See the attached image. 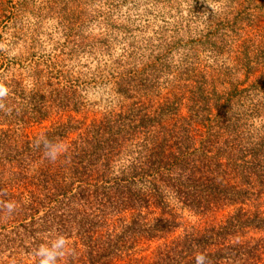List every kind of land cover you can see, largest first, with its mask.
<instances>
[{
    "label": "trees",
    "instance_id": "trees-1",
    "mask_svg": "<svg viewBox=\"0 0 264 264\" xmlns=\"http://www.w3.org/2000/svg\"><path fill=\"white\" fill-rule=\"evenodd\" d=\"M226 7L202 21L198 37L164 41L176 56L168 65L155 59L170 81L166 93L153 94L161 90L157 75L120 77L128 98L98 129L117 127L116 134L147 139L151 152L131 153L119 175L110 167L120 140L97 148L99 132L93 151L76 141L75 152L67 150L54 164L43 153H0V199L17 203L11 215L0 209V250H35L64 234L74 250L65 256L69 264H196L197 251L211 264H264L262 240L240 239L264 230L262 210L239 209L221 224H194L167 241L182 225L168 196L196 215L264 197V0H231ZM206 50L214 51L212 65L201 59ZM139 181L149 186L144 198L131 190ZM152 206L173 218L152 224L121 218L128 211L143 217ZM153 239L165 241L151 256L131 252Z\"/></svg>",
    "mask_w": 264,
    "mask_h": 264
},
{
    "label": "rangeland",
    "instance_id": "rangeland-1",
    "mask_svg": "<svg viewBox=\"0 0 264 264\" xmlns=\"http://www.w3.org/2000/svg\"><path fill=\"white\" fill-rule=\"evenodd\" d=\"M209 2L215 6V13ZM230 2L0 0V79L6 78L5 82L11 89L4 101L11 113L0 110V153L4 156L6 153L18 156L43 153L42 146H35L36 139L41 136L62 141L68 153L71 150L75 152L76 141L90 152L93 151L95 134L99 132L97 136L102 134L103 138L96 144L97 148L107 147L111 139L120 140L114 155L119 162H112L110 167V173L119 175L124 164L130 160L131 153L151 152L146 149L147 139H138L132 133L116 134L117 127L104 125L102 130L98 129L109 120L107 117L112 112L124 106L122 104L128 98L123 93L127 85L120 83V77L138 75L144 80L157 75L161 90L153 94L166 93V81H170L166 70H158L161 61L155 59L158 56L168 59L167 64L163 61L164 65H168L175 53L169 54L165 50L164 41L178 36L184 40L198 37L196 31L203 28L202 21L212 14H220L223 9L227 11L226 6H230ZM230 48L232 51L234 47ZM213 52L206 50L200 54L204 63L212 65ZM134 71L141 74H134ZM243 79L244 75L241 76ZM45 104L49 106V113L43 109ZM61 123L65 128L63 126L52 135L53 128ZM165 148L167 153L175 152L173 148ZM144 183L139 181L131 186L134 193H143V198L149 192L147 182ZM167 201L178 217L177 221L182 223L178 230L168 235L167 241L183 235L185 229L189 230L194 224H221L239 209L264 212V197L259 201L251 198L245 204L232 205L205 215L191 213L169 196ZM164 210L163 207L152 206L143 209V217L137 216L138 211H128L123 212L121 218L128 222L136 218L141 223L151 224L159 218L172 219L173 215L164 213ZM240 239L262 240L264 251V230H250L247 236ZM164 241L153 239L135 246L131 252L135 256L149 257ZM17 252L4 248L0 250V264H38L39 258L33 255L34 250L27 251L20 247ZM61 264H69L66 257Z\"/></svg>",
    "mask_w": 264,
    "mask_h": 264
},
{
    "label": "clouds",
    "instance_id": "clouds-1",
    "mask_svg": "<svg viewBox=\"0 0 264 264\" xmlns=\"http://www.w3.org/2000/svg\"><path fill=\"white\" fill-rule=\"evenodd\" d=\"M213 12L216 9L212 3H208ZM207 15H209L207 13ZM6 78L0 79V110H4L7 113H11V109L8 108L4 101L10 94V87L5 82ZM37 148L43 147V156L51 163H56L62 155L66 152L65 145L59 140H50L47 137H38L35 141ZM5 193L0 192V196ZM0 209H3L7 214H13L17 209V203L14 200L0 199ZM70 241L64 234H58L54 239L47 243H42L33 252V255L39 258L38 264H61L66 255H73L74 250L69 247ZM196 264H211V261L206 252L197 251L195 253Z\"/></svg>",
    "mask_w": 264,
    "mask_h": 264
}]
</instances>
